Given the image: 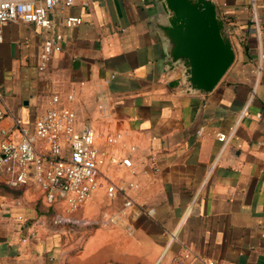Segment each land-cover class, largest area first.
<instances>
[{
  "label": "crops",
  "instance_id": "1",
  "mask_svg": "<svg viewBox=\"0 0 264 264\" xmlns=\"http://www.w3.org/2000/svg\"><path fill=\"white\" fill-rule=\"evenodd\" d=\"M213 1L234 59L203 92L169 60L159 0L56 3L51 16L64 39L44 69L46 30L2 22L5 121L32 124L57 94L58 105L93 126L105 160L74 212L88 222L75 229L53 223L55 206L34 182L0 183V264H175L177 256L184 264H264V0ZM69 15L81 22L65 25ZM124 156L130 166L119 163ZM108 182L123 193L109 196Z\"/></svg>",
  "mask_w": 264,
  "mask_h": 264
},
{
  "label": "built area",
  "instance_id": "2",
  "mask_svg": "<svg viewBox=\"0 0 264 264\" xmlns=\"http://www.w3.org/2000/svg\"><path fill=\"white\" fill-rule=\"evenodd\" d=\"M62 1L69 5L73 0H0V42L2 22L21 20L32 22L46 30L39 54V69H44L52 54L62 48L63 32L56 28L51 16L53 6ZM255 27H259L254 5L250 16ZM81 22V17L69 15L64 24L71 26ZM59 96L53 94L51 105L35 116L32 124H25L19 117H11L6 122L7 110L0 103V183L10 187H21L32 181L43 193L44 201L55 206L52 221L72 229L88 222L74 212L88 198L97 185L100 165L104 162V152L94 144V128L87 121H80L74 109L58 105ZM120 133L108 137L114 141ZM218 139L225 141L224 132ZM133 148V146H132ZM109 161H115L113 157ZM124 166L131 165V159L124 156L119 160ZM109 196L123 193V187L108 182ZM62 203L61 208L56 203ZM133 200L124 196V205ZM153 208L146 209L148 214ZM189 256L188 252L183 253ZM175 264L182 263L179 256ZM208 264H216L208 261Z\"/></svg>",
  "mask_w": 264,
  "mask_h": 264
},
{
  "label": "water",
  "instance_id": "3",
  "mask_svg": "<svg viewBox=\"0 0 264 264\" xmlns=\"http://www.w3.org/2000/svg\"><path fill=\"white\" fill-rule=\"evenodd\" d=\"M167 23L169 60L180 61L189 88L209 91L234 59L225 23L213 0H159Z\"/></svg>",
  "mask_w": 264,
  "mask_h": 264
}]
</instances>
